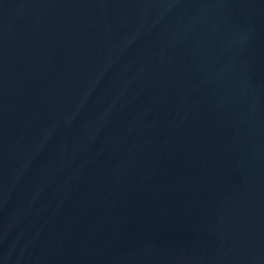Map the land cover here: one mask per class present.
<instances>
[{
    "label": "water",
    "instance_id": "1",
    "mask_svg": "<svg viewBox=\"0 0 264 264\" xmlns=\"http://www.w3.org/2000/svg\"><path fill=\"white\" fill-rule=\"evenodd\" d=\"M0 264H264V0H0Z\"/></svg>",
    "mask_w": 264,
    "mask_h": 264
}]
</instances>
